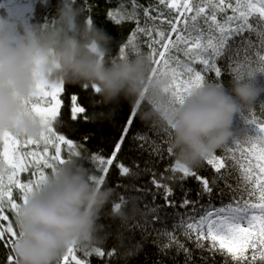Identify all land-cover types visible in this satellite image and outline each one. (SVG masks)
Here are the masks:
<instances>
[{
  "label": "clouds",
  "instance_id": "obj_1",
  "mask_svg": "<svg viewBox=\"0 0 264 264\" xmlns=\"http://www.w3.org/2000/svg\"><path fill=\"white\" fill-rule=\"evenodd\" d=\"M31 7L32 0H0V135L38 138L46 131L48 125L25 105L38 84L94 85L106 103L123 97L133 107L145 104L140 118L160 119L169 129L175 163L194 170L237 136L235 117L264 95V65L253 63L234 70L228 86L205 81L175 102L170 77L153 72L149 54L111 58V36L88 22L80 0H57L46 23L31 19ZM86 159L66 158L20 203L14 264H60L70 248L93 251L106 242V208L121 224L140 213L131 198L118 202Z\"/></svg>",
  "mask_w": 264,
  "mask_h": 264
},
{
  "label": "snow or ice",
  "instance_id": "obj_2",
  "mask_svg": "<svg viewBox=\"0 0 264 264\" xmlns=\"http://www.w3.org/2000/svg\"><path fill=\"white\" fill-rule=\"evenodd\" d=\"M158 5L166 7L169 13L174 11L176 15L174 18H168L169 13L160 11L153 16L149 8H144L143 16L146 21L152 23V28L139 26L136 11L139 6L135 0H132L131 12L121 5L115 10L108 11L107 15L117 24L122 20L136 21L137 26L133 29L127 45L119 49V59L128 56L126 48L129 46L131 51L140 54L134 41L138 33L143 34L147 38L153 72L170 77V89L175 102H179L192 88L205 82L207 74L214 73L215 78L219 80L223 73L217 61L225 56L233 35L253 30L250 18H257L261 29H264V0H235V4L232 0H158ZM228 10H231L232 15L227 14ZM87 20L89 23L94 22L90 16ZM158 21L161 26H156ZM165 24L167 31L162 27ZM259 36L264 39V30L259 32ZM180 54L183 55V60ZM254 55L255 60L246 55L242 61H234V67L230 64L232 72L253 63L264 65V44ZM91 89L94 94H98L99 89L94 85ZM63 91L64 84L58 86L38 84L35 95L25 101L26 107L39 115L48 125L40 137L21 138L11 133L0 135V143L3 145L0 152V242L10 244L11 248L17 232L10 217L15 218L20 203L24 202L27 194L46 178L48 170H55L57 164L65 161L62 145L67 146V158L82 156L81 146L65 135L58 134L56 128L58 122L61 127L63 126L60 121L62 100L59 98ZM71 100L74 102L70 108L72 119L75 120L78 114H85L87 119L86 108L79 105L78 95L72 94ZM261 104L264 106V102ZM141 105L142 103H138L137 107L131 110V114L128 110L122 111L121 116L126 123L110 156L108 158L95 154L91 156L92 162L101 172L99 176L101 183L105 182L110 167L116 162L127 133L135 124V115ZM242 116L244 118V113ZM244 120L251 127L252 134H244V140H241L240 136L234 137L232 140L234 147L229 148L223 155L213 154L206 159V164L225 180L226 187L234 193L231 200L228 203L221 202L219 207L209 203L204 214L199 215L198 219L196 215H191L176 226L183 228L185 238L193 240L198 249L207 250L213 260L219 254L224 258L225 264L229 261L231 264H256L257 260L264 262V120L258 121L255 116ZM133 140L141 142V148L145 143H150L152 154L160 155V144L154 140L150 141L147 135L138 132L133 136ZM167 152L173 153L171 147L167 148ZM116 167L121 176H127L130 172V168L123 162L116 163ZM236 169H239L240 177L237 187L233 188L227 177ZM168 170L181 173L182 180L194 179L200 185L199 195H207L211 201L213 182L207 177L177 164ZM23 173H30L35 179L24 182L21 179ZM172 179H175V176ZM151 182L155 188L163 189L165 204L175 206L172 200L174 195L172 187L157 181L155 174ZM14 192H19V200L14 197ZM220 194H223L222 189ZM195 203L188 199V191H185L180 206H194ZM116 206L119 207V203ZM156 211L155 207L151 209L153 213ZM153 218L159 219L158 216ZM168 239L169 244L165 245V248L175 244L186 256H190V250L180 243L174 233L169 234ZM249 249L252 250L250 258L247 254ZM92 254L103 258L113 257L115 252H105L102 247H97L91 253H84L86 257ZM203 259L207 264V258ZM8 260L10 264H14L13 256L10 255ZM60 264L86 262L78 259L76 250L70 248Z\"/></svg>",
  "mask_w": 264,
  "mask_h": 264
},
{
  "label": "trees",
  "instance_id": "obj_3",
  "mask_svg": "<svg viewBox=\"0 0 264 264\" xmlns=\"http://www.w3.org/2000/svg\"><path fill=\"white\" fill-rule=\"evenodd\" d=\"M84 10L86 19L89 16L94 23L104 29L112 38L111 40V58H119V49L128 43L129 37L132 35L133 29L137 26L136 21L122 20L117 24L107 12L119 8L121 5L131 12L132 0H80ZM235 4V0H232ZM33 7L30 8L31 19L37 23H46L52 20L56 13L57 0H32ZM139 6L136 11L139 16V26L152 28L151 22L145 20L143 9L149 8L152 15L155 16L158 12L163 11L169 13L166 7L159 6L158 0H135ZM228 15H232L231 10H228ZM176 13L170 12L168 18H174ZM250 23L253 24V30H245L241 34L233 35L228 43V51L223 58L218 59V66L222 68V75L217 80L214 73L207 74L206 81L216 80L228 86L232 79V70L230 64L234 67V61H242L244 57L251 56L256 59L254 53L261 50L264 39L259 36L261 30L257 18H250ZM156 26H161L159 21ZM167 31V26L162 25ZM140 53L149 54L147 47V38L138 33L134 41ZM128 56L136 55L135 51H131V46L126 48ZM181 59L184 57L182 54ZM197 67H200L197 65ZM78 95V103L86 108L87 119L85 114H78L73 120L70 113V108L73 106L71 100L72 94ZM62 100L60 110V122L56 128L58 134H63L66 138L72 139L75 143L81 146L82 156L87 157L85 164L89 167L96 176H100L99 168L92 162L93 154L100 155L103 158H108L115 149V143L119 142L122 134L123 125L126 123L122 119L121 113L134 108L128 100L121 97L117 101L104 102L99 94H94L91 87L77 86L73 84H64V91L59 94ZM264 95H262L250 110H245L244 118L242 115H237L234 119V129L237 131V136L244 140V134H252V129L246 124L244 119H251L253 116L257 120H264ZM146 110L145 104H142L135 115V124L127 133V138L122 144L121 151L118 153L117 160L105 178L107 185L111 186L115 193L118 202L124 201L126 198L133 199L140 208V213L128 221L127 224H121L119 220L112 219L105 209L102 215L101 223L105 226L106 242L100 246L105 252L114 251L113 257L99 258L94 254L86 257L83 252L76 250L78 259L84 260L86 264H225L224 258L217 254L213 260L211 254L207 250H200L196 247L193 240L185 238L183 228L176 227L188 216L204 214L205 208L211 203L219 207L221 202L228 203L234 193L226 187L225 180L221 179L215 171L206 164V160L195 168L199 175L207 177L213 182V193L211 201L207 195L200 196V185L191 178L181 179V173L171 172L170 168L175 167L174 155L168 154L167 148L169 144V129L161 122L160 119L153 118L144 121L140 118V113ZM167 129V131H166ZM143 133L149 137V140L156 141L160 144V155L152 154V145L145 143L141 148V142L133 140V136L137 133ZM234 147V143L230 141L226 146L217 150L214 154L223 155L229 149ZM62 154L67 158V146L62 145ZM123 162L130 168L127 176H121L116 163ZM34 171V170H33ZM50 171V170H48ZM155 179L165 185H169L174 190L172 200L175 206L166 205L163 199V189L154 187L152 181L153 175ZM175 176V179L172 177ZM240 177L239 169L232 170L230 176L227 177L228 183L233 188L237 187ZM21 179L27 182L29 179H35L30 173H23ZM223 194H220V190ZM185 191H188V199L195 201L194 206L181 207V201ZM239 195V193H236ZM14 197L19 200V192H14ZM155 197V199H153ZM123 198V200H121ZM156 208L155 213L151 212L152 208ZM158 216L159 219H154ZM10 219L13 221L14 216ZM7 222H5L6 224ZM174 233L180 243L184 244L190 250V256H186L185 252L179 249L175 244L165 248L169 244L168 235ZM126 249H132V255L125 256L123 253ZM91 253V251H89ZM248 256L251 257L252 250H248ZM13 256L10 244L0 242V264H10L8 257ZM258 255V254H257ZM231 264V261L228 262ZM256 264H264L257 260Z\"/></svg>",
  "mask_w": 264,
  "mask_h": 264
},
{
  "label": "rangeland",
  "instance_id": "obj_4",
  "mask_svg": "<svg viewBox=\"0 0 264 264\" xmlns=\"http://www.w3.org/2000/svg\"><path fill=\"white\" fill-rule=\"evenodd\" d=\"M2 150H3V145L2 143H0V152H2Z\"/></svg>",
  "mask_w": 264,
  "mask_h": 264
}]
</instances>
